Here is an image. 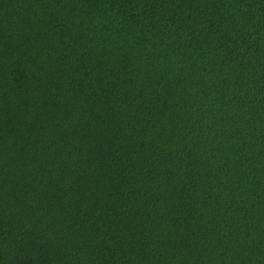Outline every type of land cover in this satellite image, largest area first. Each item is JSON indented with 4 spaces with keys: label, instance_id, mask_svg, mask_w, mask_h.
Here are the masks:
<instances>
[{
    "label": "trees",
    "instance_id": "trees-1",
    "mask_svg": "<svg viewBox=\"0 0 264 264\" xmlns=\"http://www.w3.org/2000/svg\"><path fill=\"white\" fill-rule=\"evenodd\" d=\"M0 264H264V0H0Z\"/></svg>",
    "mask_w": 264,
    "mask_h": 264
}]
</instances>
